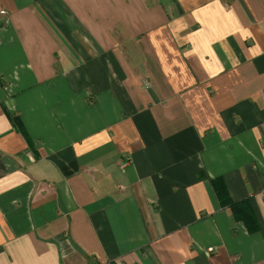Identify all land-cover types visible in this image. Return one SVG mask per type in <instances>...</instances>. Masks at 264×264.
I'll use <instances>...</instances> for the list:
<instances>
[{"label": "crops", "instance_id": "1", "mask_svg": "<svg viewBox=\"0 0 264 264\" xmlns=\"http://www.w3.org/2000/svg\"><path fill=\"white\" fill-rule=\"evenodd\" d=\"M0 264H264V0H0Z\"/></svg>", "mask_w": 264, "mask_h": 264}, {"label": "trees", "instance_id": "2", "mask_svg": "<svg viewBox=\"0 0 264 264\" xmlns=\"http://www.w3.org/2000/svg\"><path fill=\"white\" fill-rule=\"evenodd\" d=\"M16 119L17 117L12 116L11 117L12 123L20 124L18 119L17 120ZM212 183H213L215 194L218 197L220 203L225 206L230 207V209L233 211L234 215L237 218L242 219V221H244L247 225H249L250 212H249V209L247 208L246 203L245 202L237 203V202L232 201L227 192V188L221 178H218V177L215 178ZM238 210L243 211L244 213H246V215L244 216L239 215Z\"/></svg>", "mask_w": 264, "mask_h": 264}, {"label": "built area", "instance_id": "3", "mask_svg": "<svg viewBox=\"0 0 264 264\" xmlns=\"http://www.w3.org/2000/svg\"><path fill=\"white\" fill-rule=\"evenodd\" d=\"M212 250V248H208V251H211Z\"/></svg>", "mask_w": 264, "mask_h": 264}]
</instances>
